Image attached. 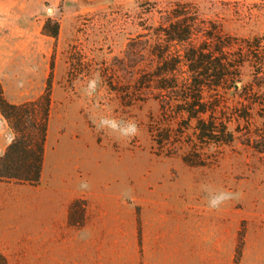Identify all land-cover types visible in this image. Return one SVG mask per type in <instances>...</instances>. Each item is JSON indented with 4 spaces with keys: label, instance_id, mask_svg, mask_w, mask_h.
I'll list each match as a JSON object with an SVG mask.
<instances>
[{
    "label": "rangeland",
    "instance_id": "374dc122",
    "mask_svg": "<svg viewBox=\"0 0 264 264\" xmlns=\"http://www.w3.org/2000/svg\"><path fill=\"white\" fill-rule=\"evenodd\" d=\"M179 2L192 3L229 35L262 37L264 52V0H0V80L6 97L12 103L37 99L53 64L49 132L51 140L56 138L43 183L30 187L0 181V251L9 264H42L46 259V234L26 232L18 215L28 212L32 199V221L39 222L35 200L49 187L62 199L88 200L99 264H123L140 206L159 214L209 217L211 224L226 227L228 242L242 227V245L246 230H264V87L255 88L258 103L253 105L227 95V107H237L239 114L249 110L250 115L233 119L235 140L205 148L209 163L199 167L186 164L183 152L156 153L149 123L160 106L149 92L131 103L120 97L118 90H134L149 58L141 35ZM48 21V31L59 25L57 38L44 32ZM242 71L243 84L250 83L252 67L247 64ZM92 80L94 88L89 87ZM0 120L2 156L14 133L3 116ZM110 121L117 122L116 129ZM129 122L136 124L134 133L123 131ZM222 191L231 193L230 198L218 208L209 207V199ZM164 202H169L167 209ZM62 210L63 215L66 208ZM74 233L66 224L62 240L70 263Z\"/></svg>",
    "mask_w": 264,
    "mask_h": 264
},
{
    "label": "trees",
    "instance_id": "16d2710c",
    "mask_svg": "<svg viewBox=\"0 0 264 264\" xmlns=\"http://www.w3.org/2000/svg\"><path fill=\"white\" fill-rule=\"evenodd\" d=\"M50 24L51 21L46 23L44 32L57 38L59 25L54 24V29L48 31ZM141 37L145 38L149 58L140 69L134 90L114 89L125 103H131L145 91L159 102V113L149 123L157 154L173 156L183 152L186 164L206 166L209 160L204 149L232 143L236 138V132L230 128L233 119L250 115L249 110L239 114L237 107H227V95L247 100L249 105L258 103L255 97L259 92L254 91L264 87L263 38L229 35L219 23L203 18L188 2L175 3L162 11L160 23L149 26ZM247 64L253 69L252 80L243 84L242 70ZM52 89L53 64L45 91L32 101L10 102L0 80V113L14 133L12 142L0 156L1 182L40 185ZM184 147L188 151L184 152ZM86 206L82 198L72 201L68 220L71 226L84 225ZM241 252L240 241L235 264H239ZM0 264H9L1 251Z\"/></svg>",
    "mask_w": 264,
    "mask_h": 264
},
{
    "label": "crops",
    "instance_id": "0c3cea01",
    "mask_svg": "<svg viewBox=\"0 0 264 264\" xmlns=\"http://www.w3.org/2000/svg\"><path fill=\"white\" fill-rule=\"evenodd\" d=\"M7 127L9 128L8 124ZM51 139L48 132L41 183L44 181L49 151L56 143V138ZM55 160L53 165H56L57 159ZM79 198L87 202L85 223L82 226H71L68 223L69 206ZM35 203L41 209L40 221H32L34 204L30 199L28 212L24 215L20 213L18 222L24 225L26 232H39L42 238H45L46 234V259L42 264H99L96 257V241L91 239L93 229L86 198L73 197L65 200L58 197L56 188L49 187L46 194H42ZM164 205V209H167L169 202H164ZM62 209L65 210L63 215ZM150 210L149 207H146V211L141 206L137 208L136 234L132 240L129 239L128 246L125 243L123 264H235L242 227L235 239L228 242L226 227L221 223L211 224L209 217L194 218L178 211L159 214L155 208L152 212ZM65 223L75 232L69 247L72 263L64 259L67 256V246L62 240ZM239 264H264V230H258L257 234L253 229L246 230Z\"/></svg>",
    "mask_w": 264,
    "mask_h": 264
},
{
    "label": "clouds",
    "instance_id": "9594fccd",
    "mask_svg": "<svg viewBox=\"0 0 264 264\" xmlns=\"http://www.w3.org/2000/svg\"><path fill=\"white\" fill-rule=\"evenodd\" d=\"M89 87L90 88H94L95 87V80L89 81ZM110 124V126L113 129L117 128V122L116 121H110L108 122ZM129 128L126 130H123L124 133H128V132H135L136 131V124L134 122H129ZM81 188H87V184H81ZM231 196V193L228 192H220L219 195L209 199L208 201V205L211 208H218L224 201H226L227 199H229Z\"/></svg>",
    "mask_w": 264,
    "mask_h": 264
}]
</instances>
